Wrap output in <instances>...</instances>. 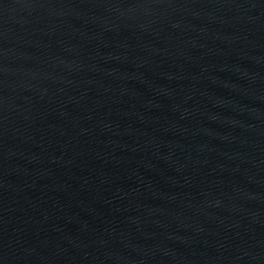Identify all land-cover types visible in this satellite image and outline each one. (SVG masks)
Wrapping results in <instances>:
<instances>
[{
    "label": "water",
    "instance_id": "obj_1",
    "mask_svg": "<svg viewBox=\"0 0 264 264\" xmlns=\"http://www.w3.org/2000/svg\"><path fill=\"white\" fill-rule=\"evenodd\" d=\"M0 264H264V0H0Z\"/></svg>",
    "mask_w": 264,
    "mask_h": 264
}]
</instances>
